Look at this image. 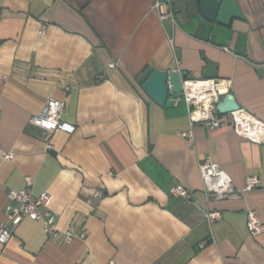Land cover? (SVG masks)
I'll return each instance as SVG.
<instances>
[{
  "label": "crops",
  "instance_id": "crops-1",
  "mask_svg": "<svg viewBox=\"0 0 264 264\" xmlns=\"http://www.w3.org/2000/svg\"><path fill=\"white\" fill-rule=\"evenodd\" d=\"M154 1L0 0V150L15 154L0 160V223L11 231L0 264H264V232L246 225L250 210L264 222V143L228 122L191 125L184 100L169 92L158 105L137 82L147 67L204 79L212 64L225 93L264 122V0H236L243 18L229 25L206 19L200 0H174V21L161 22ZM49 97L64 101L73 131L47 138L29 123ZM206 156L234 187L248 175L259 184L207 197ZM26 176L34 195L49 193L70 240L29 216L6 217L7 191ZM176 184L192 197L171 194ZM212 210L220 220H207Z\"/></svg>",
  "mask_w": 264,
  "mask_h": 264
},
{
  "label": "built area",
  "instance_id": "built-area-1",
  "mask_svg": "<svg viewBox=\"0 0 264 264\" xmlns=\"http://www.w3.org/2000/svg\"><path fill=\"white\" fill-rule=\"evenodd\" d=\"M174 0H155L153 9L157 12L161 22L166 20L174 21ZM43 30H40L41 34ZM223 49L228 50L226 46ZM116 63L111 61L109 67L113 68ZM182 92L172 93V102L175 104L182 99L187 105L190 115L191 125L201 123L209 128H216L228 122L238 135L250 140L264 143V122L239 107L226 113H219L216 110V103L220 97L227 91L228 81L214 79H194L186 75L181 79ZM64 111V101L53 97L47 98L41 106L38 113L31 115L29 123L42 129L47 138L56 129H62L68 132L73 131L74 125L61 121V115ZM187 136L188 141H192V133L181 132ZM46 147H51L50 142H46ZM11 150L1 149L0 160L9 161L14 157ZM200 176L203 182V191L207 197L214 199H223L227 197H237L243 191L256 187L260 179L257 175H248L245 177V184L242 188L234 187L231 177L226 171L210 156H206L199 162ZM32 180L29 176L25 177V186L20 189H8V202L5 205L6 217L15 224L19 223L24 216H29L34 220L42 222L43 230L49 237H58L63 235L64 240L68 241L73 236L72 230L68 229L61 232L57 226V213L50 209L51 197L49 193L44 192L34 195L31 191ZM170 193L181 196L186 199L192 197V193L180 184L170 187ZM100 195V193H96ZM209 222L221 219V212L212 210L206 212ZM247 230L251 235L264 232V222L260 221L255 212L250 210L246 213ZM86 230L78 234L80 238H85ZM11 236V231L6 223H0V244L6 243ZM106 264H119L114 259H109Z\"/></svg>",
  "mask_w": 264,
  "mask_h": 264
},
{
  "label": "water",
  "instance_id": "water-1",
  "mask_svg": "<svg viewBox=\"0 0 264 264\" xmlns=\"http://www.w3.org/2000/svg\"><path fill=\"white\" fill-rule=\"evenodd\" d=\"M203 16L208 20L216 19L223 25H229L233 18L241 19L243 15L236 0H200ZM187 75L186 71H165L147 67L138 77L137 82L145 94L158 105H164L168 93L182 92L181 79ZM204 79L217 78L215 65L208 64L202 71ZM239 108L235 97L224 93L216 103L219 113H226Z\"/></svg>",
  "mask_w": 264,
  "mask_h": 264
}]
</instances>
